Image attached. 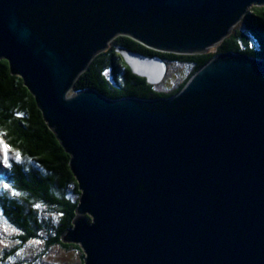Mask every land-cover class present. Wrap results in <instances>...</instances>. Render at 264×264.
<instances>
[{"label": "water", "instance_id": "water-1", "mask_svg": "<svg viewBox=\"0 0 264 264\" xmlns=\"http://www.w3.org/2000/svg\"><path fill=\"white\" fill-rule=\"evenodd\" d=\"M253 6L264 0H0V59L70 157L80 196L61 241L83 264H264V60L219 53L167 98L72 92L117 36L203 54ZM115 51L163 80L161 57Z\"/></svg>", "mask_w": 264, "mask_h": 264}, {"label": "trees", "instance_id": "trees-1", "mask_svg": "<svg viewBox=\"0 0 264 264\" xmlns=\"http://www.w3.org/2000/svg\"><path fill=\"white\" fill-rule=\"evenodd\" d=\"M242 21L245 35L239 31L229 33L214 50L203 54L160 53L127 36H117L106 50L92 59L75 81L72 92L90 88L110 99L167 98L177 93L198 68L219 53L234 52L264 60V6L251 7ZM248 38L257 43V51L249 47ZM117 45L147 56L157 55L167 65L174 63L186 69L179 71L182 77L178 73L173 75L179 80L175 88L156 91L151 87L154 85L130 72L115 51ZM0 141L14 156L8 157L7 162L3 159L0 169V224L11 225L17 234V243L9 252V258H13L14 264H24L17 261L30 241H42L43 252L56 246L80 252L77 245L61 241L62 234L71 228L80 196L77 181L69 169L70 157L43 120L22 79L11 74L4 59H0ZM68 189L76 199L68 196ZM38 207L49 209L51 218H40ZM79 264H83V255Z\"/></svg>", "mask_w": 264, "mask_h": 264}, {"label": "rangeland", "instance_id": "rangeland-1", "mask_svg": "<svg viewBox=\"0 0 264 264\" xmlns=\"http://www.w3.org/2000/svg\"><path fill=\"white\" fill-rule=\"evenodd\" d=\"M250 8H248L247 11ZM235 31L241 32L242 35L246 34V30L244 29L242 18L239 19L234 25H232L229 28V33H233ZM248 39H249V47L254 51H257L259 49L257 43L253 39L250 38ZM109 45H111V42L109 43ZM217 46L218 44L214 45L211 48H208V51L214 50ZM183 68L186 69V67L182 65L168 63L167 71L163 80L158 85H154V90L159 92L162 91L166 92L175 88L176 85L179 83V80H175V77H173V75L178 73L177 75L182 77L181 72L179 71H181ZM108 78H110V75H108ZM7 156L10 157L12 156V154L9 153L8 151ZM3 159H4V150H3V145L0 144V169L3 168L2 167ZM67 194L68 196H71L73 199H76L71 189H68ZM37 212H39L38 216L42 219L51 218L49 217L51 212L46 207H40V208L38 207ZM16 235H17L16 231L13 229L11 225H8L7 223L0 224V259L7 257L6 260L0 262V264L15 263V261H13V258L11 259L9 258L8 254L10 251H13L14 245L17 243V240L15 239ZM81 255H83L82 251L78 252L73 248L69 250H65L60 248L59 246L50 248L48 250H44L43 252L42 241H30L23 249L22 258H18L17 262H21L24 264H34L35 260H37V264H79Z\"/></svg>", "mask_w": 264, "mask_h": 264}, {"label": "snow or ice", "instance_id": "snow-or-ice-1", "mask_svg": "<svg viewBox=\"0 0 264 264\" xmlns=\"http://www.w3.org/2000/svg\"><path fill=\"white\" fill-rule=\"evenodd\" d=\"M0 144L3 145V150H4V160L5 162H7L8 156H7V152H8V146L6 144H3V141H0ZM18 155V154H17Z\"/></svg>", "mask_w": 264, "mask_h": 264}, {"label": "flooded vegetation", "instance_id": "flooded-vegetation-1", "mask_svg": "<svg viewBox=\"0 0 264 264\" xmlns=\"http://www.w3.org/2000/svg\"><path fill=\"white\" fill-rule=\"evenodd\" d=\"M152 87V89H154V86H151Z\"/></svg>", "mask_w": 264, "mask_h": 264}]
</instances>
